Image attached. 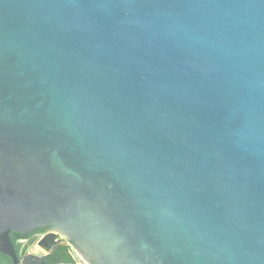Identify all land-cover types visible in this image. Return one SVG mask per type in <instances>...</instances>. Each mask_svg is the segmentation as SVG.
<instances>
[{"label": "water", "instance_id": "95a60500", "mask_svg": "<svg viewBox=\"0 0 264 264\" xmlns=\"http://www.w3.org/2000/svg\"><path fill=\"white\" fill-rule=\"evenodd\" d=\"M0 254L264 264V0H0Z\"/></svg>", "mask_w": 264, "mask_h": 264}, {"label": "flooded vegetation", "instance_id": "af4514ba", "mask_svg": "<svg viewBox=\"0 0 264 264\" xmlns=\"http://www.w3.org/2000/svg\"><path fill=\"white\" fill-rule=\"evenodd\" d=\"M38 241H42L43 247H39L40 250L35 253L37 255H50V261H60V257L65 254V252H70L72 255L75 256L72 244L65 241L63 238L53 234L50 229H39L37 232L29 235L26 238H23L20 235V238L17 240V243L20 244V248L17 251L20 252L22 246L33 243L34 245L31 247V251L33 248H35V245ZM75 259L76 264H85L82 260H80L79 257H75Z\"/></svg>", "mask_w": 264, "mask_h": 264}, {"label": "trees", "instance_id": "16d2710c", "mask_svg": "<svg viewBox=\"0 0 264 264\" xmlns=\"http://www.w3.org/2000/svg\"><path fill=\"white\" fill-rule=\"evenodd\" d=\"M10 236H11L13 243L15 244L16 249L19 250L20 244L17 243V240L20 238V235L12 233ZM0 263L1 264H12L10 259L6 258L5 256L1 254H0Z\"/></svg>", "mask_w": 264, "mask_h": 264}, {"label": "crops", "instance_id": "0c3cea01", "mask_svg": "<svg viewBox=\"0 0 264 264\" xmlns=\"http://www.w3.org/2000/svg\"><path fill=\"white\" fill-rule=\"evenodd\" d=\"M35 248H36V249H39V247H38L37 244L35 245ZM35 248H33L31 251L34 252V249H35ZM39 250H40V249H39ZM43 251H45V250H43Z\"/></svg>", "mask_w": 264, "mask_h": 264}, {"label": "rangeland", "instance_id": "374dc122", "mask_svg": "<svg viewBox=\"0 0 264 264\" xmlns=\"http://www.w3.org/2000/svg\"><path fill=\"white\" fill-rule=\"evenodd\" d=\"M37 251H39V249H36V248H35V249H34V252H37Z\"/></svg>", "mask_w": 264, "mask_h": 264}]
</instances>
